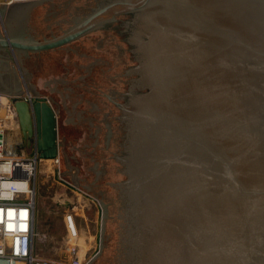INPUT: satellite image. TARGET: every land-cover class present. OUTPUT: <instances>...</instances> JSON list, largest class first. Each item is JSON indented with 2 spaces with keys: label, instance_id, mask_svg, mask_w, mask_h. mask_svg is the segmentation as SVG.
<instances>
[{
  "label": "water",
  "instance_id": "obj_1",
  "mask_svg": "<svg viewBox=\"0 0 264 264\" xmlns=\"http://www.w3.org/2000/svg\"><path fill=\"white\" fill-rule=\"evenodd\" d=\"M77 1L0 3V91L40 159L59 114L64 178L104 204L90 264H264V0H101L73 23ZM122 14L130 42L94 30Z\"/></svg>",
  "mask_w": 264,
  "mask_h": 264
},
{
  "label": "rangeland",
  "instance_id": "obj_2",
  "mask_svg": "<svg viewBox=\"0 0 264 264\" xmlns=\"http://www.w3.org/2000/svg\"><path fill=\"white\" fill-rule=\"evenodd\" d=\"M16 57L19 59L18 54ZM22 57L20 56L18 60V67L13 62H8L13 66V70L10 69L9 71L14 72L15 80L25 81L26 88L21 82L20 93L25 95V89H35V93H29L35 97L40 96L45 98L56 112L52 100L35 83L33 63L30 55L25 56V60ZM56 115L57 137L61 143L58 156L56 159H38L32 182L35 204L34 253L38 256L55 260L70 256L68 248L70 244L74 243V240L68 241L64 214L68 204L75 202V221L78 225L76 240L83 250L89 247L92 248L86 254V259H90L94 263L102 250L104 242V204L97 194L75 186V180L64 178L65 157L62 147V125L57 112ZM10 121L13 126L11 125V130L7 126L5 135L10 131L11 136L14 135V139L21 138L20 140L22 141L17 120L10 119ZM7 141L9 144L12 142V140ZM32 150L30 148H23L22 152L26 155H31ZM81 253L79 252L80 256L83 255Z\"/></svg>",
  "mask_w": 264,
  "mask_h": 264
},
{
  "label": "built area",
  "instance_id": "obj_3",
  "mask_svg": "<svg viewBox=\"0 0 264 264\" xmlns=\"http://www.w3.org/2000/svg\"><path fill=\"white\" fill-rule=\"evenodd\" d=\"M10 3L20 0H0ZM0 264H85L87 259L78 255L76 243L77 224L75 202H70L64 220L70 244V256L59 260L38 256L34 253V188L33 177L38 159L33 152L26 155L7 149L5 133L15 112L12 102L0 91ZM56 159V158H55Z\"/></svg>",
  "mask_w": 264,
  "mask_h": 264
},
{
  "label": "flooded vegetation",
  "instance_id": "obj_4",
  "mask_svg": "<svg viewBox=\"0 0 264 264\" xmlns=\"http://www.w3.org/2000/svg\"><path fill=\"white\" fill-rule=\"evenodd\" d=\"M85 0H78L77 2H76V4H80L81 2H84ZM101 2V0H95V3H94V5L88 10V11H82L81 13H82V16L81 15H77L76 17L74 16V19H73V23L75 22V21H78V20H80L81 18H83V17H85L87 14H89L95 7H97V4L98 3H100ZM33 10L32 11H30V13H29V16H28V18H27V20L29 19V17H30V15H32L33 13ZM119 18V20H120V22H121V26H123V28L126 30V38H125V41L126 42H130V37H129V35H130V33H131V29L133 28V26H134V22H135V20H134V17H133V15L132 14H122V15H118V16H116L112 21H109L108 23H106V24H104L103 26H101V27H99V28H96V29H94L96 32H97V29L98 30H101V33H103L104 34V32H105V28H106V26L108 25V24H110L111 22H113L114 20H116V19H118ZM72 23V24H73ZM71 26V25H70ZM69 26V27H70ZM68 27V28H69ZM93 30V31H94ZM97 34V33H96ZM95 34V35H96ZM88 35V34H87ZM87 35L82 39V40H84V41H88L89 42V40H91V37H87ZM97 36H94V38H96ZM90 38V39H89ZM81 39V38H80ZM96 43H97V39H96ZM70 44V43H69ZM68 45V44H67ZM66 46V45H65ZM54 50V49H53ZM49 51H51V50H49ZM41 53H43V52H39V53H34V54H36V55H38V54H41ZM24 58V60H25V57H22V59ZM130 89L131 88H129V90H128V92L130 91ZM107 95V94H106ZM105 95V96H106ZM107 97V96H106ZM109 99V98H108ZM110 100V99H109ZM113 100V99H112ZM111 101V100H110ZM115 101V100H114ZM112 102V101H111Z\"/></svg>",
  "mask_w": 264,
  "mask_h": 264
},
{
  "label": "crops",
  "instance_id": "obj_5",
  "mask_svg": "<svg viewBox=\"0 0 264 264\" xmlns=\"http://www.w3.org/2000/svg\"><path fill=\"white\" fill-rule=\"evenodd\" d=\"M1 69H2V68H1ZM1 69H0V71L2 72L3 69H2V70H1ZM2 73H3V72H2ZM6 77H7V76H6ZM17 82H18V81H17ZM17 82H16V84H17ZM21 82H22V81L19 80V83H20V84H21ZM20 84H19V85H20ZM15 88H17V86H15ZM19 88H20V87H19ZM27 91H29L30 93H31V92L35 93V89H27ZM5 114H6V111L3 110V111H1V114H0V115H1V116H4ZM10 119H15V120H17V119H16V116H14V118L12 117V118H10ZM10 119H8V120H10ZM10 122H11V121H10ZM11 125H12V124H11ZM20 134H21V133H20ZM20 139H21V138H20ZM20 139H17V138H16V139H14V140L17 141V142L19 143V142H21ZM16 146H18V145H16ZM33 226H34V223H33ZM77 227H78V225H77ZM76 243H77V245H78V255H79V252H82L81 255H82V254H83V255H82L81 257H83V259H86V258H87V255H86V254H87L88 251H90V249H92V248L88 246L89 248H86V249L83 250V248L80 246V244H78L77 240H76ZM80 248H81V249H80ZM96 253H97V252H96ZM90 263H93V261L90 260V259H88V260L85 262V264H90ZM19 264H20V263H19Z\"/></svg>",
  "mask_w": 264,
  "mask_h": 264
},
{
  "label": "bare ground",
  "instance_id": "obj_6",
  "mask_svg": "<svg viewBox=\"0 0 264 264\" xmlns=\"http://www.w3.org/2000/svg\"><path fill=\"white\" fill-rule=\"evenodd\" d=\"M12 121V120H11ZM7 126L9 127V129L11 130V122L9 121V123L7 124ZM13 126V125H12ZM13 133V132H12ZM5 140H6V146H7V149L9 150H13L12 152H16V153H21L22 152V149L19 147V146H15V145H18V142L14 140V135L11 136L10 134V131L5 135ZM16 139V138H15ZM11 141L12 142L9 144V142L7 141ZM15 150V151H14Z\"/></svg>",
  "mask_w": 264,
  "mask_h": 264
},
{
  "label": "trees",
  "instance_id": "obj_7",
  "mask_svg": "<svg viewBox=\"0 0 264 264\" xmlns=\"http://www.w3.org/2000/svg\"><path fill=\"white\" fill-rule=\"evenodd\" d=\"M45 52H47V51H45Z\"/></svg>",
  "mask_w": 264,
  "mask_h": 264
}]
</instances>
